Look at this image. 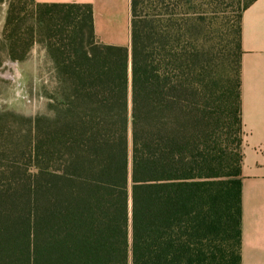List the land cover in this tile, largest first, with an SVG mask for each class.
<instances>
[{
    "label": "trees",
    "instance_id": "1",
    "mask_svg": "<svg viewBox=\"0 0 264 264\" xmlns=\"http://www.w3.org/2000/svg\"><path fill=\"white\" fill-rule=\"evenodd\" d=\"M225 1L131 0L126 47L96 38L90 4L29 0L25 46L44 35L52 86L24 134L0 114V264L242 263L241 19L254 0L230 26ZM25 21L10 1V59L25 57Z\"/></svg>",
    "mask_w": 264,
    "mask_h": 264
},
{
    "label": "crops",
    "instance_id": "2",
    "mask_svg": "<svg viewBox=\"0 0 264 264\" xmlns=\"http://www.w3.org/2000/svg\"><path fill=\"white\" fill-rule=\"evenodd\" d=\"M36 4H90L96 38L130 47L131 0H34ZM241 99L244 128L241 264H264V0L241 19Z\"/></svg>",
    "mask_w": 264,
    "mask_h": 264
},
{
    "label": "rangeland",
    "instance_id": "3",
    "mask_svg": "<svg viewBox=\"0 0 264 264\" xmlns=\"http://www.w3.org/2000/svg\"><path fill=\"white\" fill-rule=\"evenodd\" d=\"M10 1L15 4V11L20 13V17L26 19L22 24V38L18 40L19 44L14 48L16 54L24 53V59L8 58V48L2 42ZM238 2L239 0H226L221 5L223 22L228 26L233 24ZM33 8L34 5H31L29 0H0V61H2L0 66V114L8 115L10 122L14 123V125L11 124L13 128L17 132L22 129L23 134L27 128L26 119L46 111L48 102L46 92L52 86V61L45 44L40 41L44 35L41 37L36 35L35 42L29 48L25 46L30 39L27 26L30 10ZM11 133L14 134V131ZM20 146L23 148L25 142L21 141Z\"/></svg>",
    "mask_w": 264,
    "mask_h": 264
}]
</instances>
